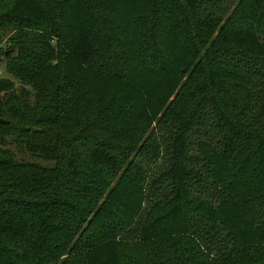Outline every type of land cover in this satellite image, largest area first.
Masks as SVG:
<instances>
[{"label":"trees","instance_id":"1","mask_svg":"<svg viewBox=\"0 0 264 264\" xmlns=\"http://www.w3.org/2000/svg\"><path fill=\"white\" fill-rule=\"evenodd\" d=\"M0 62V264H264V0H0Z\"/></svg>","mask_w":264,"mask_h":264},{"label":"rangeland","instance_id":"2","mask_svg":"<svg viewBox=\"0 0 264 264\" xmlns=\"http://www.w3.org/2000/svg\"><path fill=\"white\" fill-rule=\"evenodd\" d=\"M5 45H3L4 47ZM185 53L186 51H180L177 53L176 55V58H183L185 56ZM190 76V73L189 74H186L185 76L182 77V80L180 82V84L178 85V87L174 88L175 90H173L172 92L169 90L168 93V98H167V102H165V104L161 107H158V104L157 105H153V108H154V113H155V117H161L163 113L167 112L169 110V108L172 106V104L175 102V101H182V98L179 97L182 93V86L183 84L186 82V81H189L190 79H193V78H189ZM11 79L13 80L14 82H16V85L19 89H21L23 87V84L17 80L16 78H14L13 76H11L10 74H8V72L6 71V67H5V63L4 62H0V80L1 79ZM181 79V78H180ZM122 87V84H118V83H107L105 85V88L103 90V92L107 95H118V97H122L127 91L123 92L122 94L120 92H117V90ZM132 98V96H130ZM134 97V96H133ZM141 120V119H140ZM148 122L144 120H141L140 122H136L135 124L133 123V125L129 126V125H123L122 128H120L121 126H117L115 127V129L119 130L120 132L122 131H126V129L128 128H135L137 130H144L146 127L145 126H148ZM156 127V123H153L150 125V129L149 131L152 129V128H155ZM122 130V131H121ZM118 131H115V133H117ZM124 141H126V137H122ZM114 143L116 145H119V146H122L123 145V142L121 140V138H118L117 140H114ZM140 144V142L137 140L136 141V144ZM8 148L12 149V150H17V147L14 146V145H10L8 146ZM25 158H27L28 160L30 161H34V162H38V163H41V164H44V165H47V162H45L44 160L42 159H39V158H33L29 155H25L24 156Z\"/></svg>","mask_w":264,"mask_h":264},{"label":"water","instance_id":"3","mask_svg":"<svg viewBox=\"0 0 264 264\" xmlns=\"http://www.w3.org/2000/svg\"><path fill=\"white\" fill-rule=\"evenodd\" d=\"M0 122H3V120H0Z\"/></svg>","mask_w":264,"mask_h":264}]
</instances>
